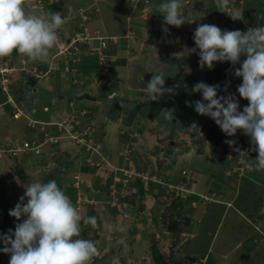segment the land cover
Segmentation results:
<instances>
[{
	"label": "rangeland",
	"instance_id": "rangeland-1",
	"mask_svg": "<svg viewBox=\"0 0 264 264\" xmlns=\"http://www.w3.org/2000/svg\"><path fill=\"white\" fill-rule=\"evenodd\" d=\"M209 1L211 4H214L212 0ZM240 1L241 0H228L229 6H227V14L225 16H219L220 13L218 11L214 10V13L212 12L213 9L206 11L203 9L204 7L201 6L200 0H194L192 6H194L195 11L200 10V12L189 15L184 28L179 29L174 26H168V32H164L162 30L161 26L164 16L162 13H159L158 10L157 15L159 16V22H157L156 17L155 20H152V23L149 22L151 21L149 18V21L147 22L150 25L147 26H145L144 23L135 27L131 25V32H133L134 36L133 41L136 44L139 42L138 46L140 47L137 48L136 46V59H133V61L136 63L135 70L137 73L131 77L129 82H124V75H120L118 74V71H116L115 77L111 75L113 78H111L112 82H110V90H112V92L115 91L116 96L113 99L101 98V100L98 102L101 108L104 106L103 102L112 100L110 109L114 114V119H109V121L113 120V127H116L111 131V135L103 138H100L96 131L92 132L93 138H100L102 140L104 156H107L109 151L115 149L118 142L123 147L125 142L130 141L131 144L129 143L130 145H128V147L133 150L132 157L134 158V163H136L137 166L139 165L140 167H143L142 165L147 164L146 160L152 157L156 158V162H152L153 167H159V171L163 175L168 173L170 170H175L176 176L179 177L182 168H188V171L185 175L186 177H188L193 170H195V174H198V178L200 179L206 178L209 180V176H215V171H218V169L212 162V156L210 155L211 144L209 143V139L207 137V130L209 128L207 124H215V122H213L210 117H208L209 122L205 120L207 118H200L202 115H199L194 110V106H189V104L194 105L196 101L202 100V95L200 93L193 92L192 89L195 84L203 81V76L207 71H209V69L206 67L202 69L200 67L198 54L186 53L185 46L188 48L192 47H189L183 40L186 39L185 37L187 35V31L193 26L197 27L199 24H215L224 30L221 25L225 26L223 22L226 23L228 20L233 19L232 17H234L235 12L234 6H238ZM159 2L160 0H157V3ZM132 4V1H128V4L117 1L116 4L113 5L112 9H115L116 7L118 9L119 6H123V8H125L126 5ZM183 5L191 4H185L183 2ZM138 6L139 8L143 6V2H141ZM145 6L146 7L143 8L141 7L142 9H137V13H135V15L132 16L133 19L130 20H135L136 22H145V20H148L146 19V13L150 5L147 3ZM254 6L255 8H260V5L254 4ZM244 9L250 13V19L254 20L253 24H256L253 28L264 26V19H262L264 17L262 14L263 12L257 10L260 12V18L255 19L258 17L254 16L257 11L255 12V9L252 6H246ZM263 9L264 5L262 6V10ZM126 11L127 8L122 11H117V16L121 18L123 13ZM219 11L222 10L219 9ZM78 13L80 14L81 18L85 16L81 10H79ZM72 15L73 20L74 17H78L76 13ZM218 16L219 19H217ZM214 17L216 18L215 20ZM84 20L86 21V17ZM151 25H154L153 28ZM95 27L101 28V25L95 22ZM86 28L88 30L87 26ZM105 29L112 31L116 29V26L114 24H106V26L100 30L101 33L99 35L103 36V31ZM241 31L244 32L242 28ZM58 46L60 49L59 53H62V59L65 57L64 55H68L70 51L69 48L62 44ZM106 50L110 52L112 50V45L110 44ZM75 57L76 54L71 53V60H69V63L71 61V65L74 67V69L78 70L76 67L77 65L74 63V60L76 61ZM17 59L18 57L11 56V60H15L16 64L21 62L16 61ZM244 59L245 57H241V61ZM26 60L28 61V58H26ZM2 61L3 60L0 58V65L2 64ZM52 61L55 60H53V57L50 56V60L47 62L49 65L48 68L46 65L40 64L42 62L39 61H37L39 63L38 65H34L39 71L44 73L47 72L51 66H53ZM220 63H227L229 66L228 81L226 82H229V86L230 83L233 84L234 89L227 92L234 93L241 106L242 98L239 97L236 88L242 83V78H237L234 75L235 69L239 68L240 65L237 64L232 66L229 62ZM34 65L30 62L28 65L26 64V73L30 74L31 69H35ZM13 67L16 68L17 66L13 65ZM219 71L221 70L219 69ZM155 73L165 74V87H171L174 91L172 93H166L158 101H151L147 93V83L151 80ZM20 74L21 72H18V74L13 73L11 77L20 78ZM8 75L7 77L9 80L10 76ZM3 77H5V75L0 74V81ZM213 78H215V75H213ZM40 81L37 82L41 85ZM53 85L54 84L52 80H49L46 82V85H44V88L49 89L50 87L52 90ZM56 89H58V86ZM101 89L102 84H99L98 90L100 91ZM18 92L20 91H16L15 94L17 95ZM52 92L56 94V92L52 90L49 92V95ZM219 93L226 94L224 91ZM23 96L25 95L21 96L23 102H25V100L27 101V98ZM15 99L17 104H19L16 96ZM59 100H61V98H59ZM79 100L82 99L80 98ZM51 101L52 100L50 97L48 103ZM65 102L66 101H61V103H63L65 106L64 108L69 110L70 107L65 105ZM29 108L30 107H27V110H29ZM167 111H171L172 114L169 113L166 117L165 113ZM101 115H103L102 112L98 115H93V118L89 122L90 127L94 126L95 123H100L99 117ZM188 115L191 116L190 119L188 118ZM57 116H60V113ZM9 118L12 122L13 129L16 128L18 132L23 130V126L26 121L25 119H16L12 116V114H10ZM74 123V120L70 121V124L75 126ZM206 126L208 128H205ZM214 129L215 132H218V125L215 124ZM76 132L77 131L74 130V134H76ZM32 134L33 131L29 130V132L20 136V140H24L22 139L23 136L26 138H31ZM70 139V141L57 140V143L66 142L67 144L72 143V145L76 146V139ZM240 139L249 142L247 143L248 145H246L247 150L243 152L249 153L247 156V162L254 163L255 159L258 157V152L251 149L255 147V145L250 143L249 136L241 133L240 136L236 135L235 139L232 136H228L227 141L233 140L235 143L243 142L239 141ZM6 141L7 142L0 141V149L5 151H7V147L4 145L8 143L9 140ZM134 141L140 142L135 143ZM45 146L46 145H44V147ZM175 146L180 149V156L184 155L179 160L176 157H172L173 153L177 155V152H173L174 149L177 148ZM230 147L231 145L229 144V148ZM184 148H187V150L184 151ZM39 150L40 145L35 149V152H41V150ZM55 150L56 147L55 149L53 148V151ZM29 154L36 157L38 156L33 152H29ZM1 158L3 159L0 160V163L3 167L7 166L13 161L9 160L5 156ZM51 158L54 159L52 160L51 165L45 167V171L42 170L45 176L42 174V172H39L38 169L43 167H41V164H38L36 172L37 175L32 179L28 178L29 183H27L26 180L23 181L22 179L19 180L18 178H12L11 175H9V177L7 173L10 172L4 170L7 178L2 177L0 180V233H7L9 229L14 230L16 223L20 222L17 221L16 218L9 215V210L13 209L19 202L20 198L24 196L26 191L25 187L29 186L35 181L47 182V180L49 181L54 179L58 186L70 198L71 202L78 209L82 217H88L91 216L93 212H98L102 222H105L109 219H111L112 222L114 219L113 221L115 224H117V226L115 224H111V227H109V225L105 226L103 229L99 228L98 226L92 227L90 225H82L83 230L81 235L84 238L89 239L92 234H94V236H97V234L102 236H100L101 239H99L98 243V253L93 258L92 264H152L150 248L153 243H151L149 237H147L146 231L141 232L143 234L142 241L135 239L132 233H127L124 236L125 244L117 243L121 237L120 229L124 228L125 231L122 234L126 233V227L130 225V221L120 224L118 216H107V210L114 212L113 207L109 210V207L104 205L105 202L109 201L111 198L108 197V195H113L109 193L111 189L108 188L106 190V192H108L107 196L104 195V193L101 194L100 192L92 195V191L89 192L88 190L89 186L78 185V187H76L74 184V174L78 175L80 173V175L84 177V179H82L86 180L97 175L96 171H99V169L96 167L88 168L87 162H89V160L85 159L84 157L76 158L74 155L69 156V163L66 162L67 160L65 161V159L67 158L61 157L60 149L57 151V153H53ZM163 158L167 159V165L162 163ZM115 160L117 161V165H119L120 157L118 156ZM108 163L111 162L109 161ZM235 163L230 166L233 169L229 168V170H232L234 174L241 173L242 178L240 179L235 177V180L232 181L233 191L227 192L228 200H232L234 204L233 208L227 209L224 215H222L223 210L221 207H219L217 209L218 217L216 220L211 214V211H213L211 210L213 206L207 209V211L210 212L209 215H203L199 211H196L193 214L190 213V210H188V217L186 220L188 222V231L194 232V236H187L185 239L181 238V225H179L177 228L174 222L176 219L173 221L172 217H170V220H168L169 225L166 231L169 232V230L177 229V233L175 234H177L179 240H182L178 244L179 248H176V253H168L170 250L169 245L171 244V241L169 239H165L164 236L159 233V229L157 230V233L154 232L155 239H157V241L160 240L159 243H163L164 245V253L169 254V256L171 255V259L174 261L173 263L168 264H178L182 262L183 264H264V229L262 228L264 227V171L257 172L254 170H249L245 164L243 165L241 163V159ZM128 165L130 164L128 163ZM175 165L178 166L175 168ZM78 167H80V171L78 170ZM161 167H163L162 171L160 170ZM113 171L116 170L113 169ZM109 181H111V178H108V182ZM112 182L113 178L108 184H111ZM229 182L231 183V180ZM83 187H86L87 189L85 192ZM176 187L177 189L172 191L174 193L170 196L169 201V207L174 217V214L176 213L175 209L177 208H174L175 206L173 205L182 204L183 201L176 199L174 195L184 191L182 190L177 193L178 190L183 189V186L181 188L180 186L176 185ZM116 190L117 188H115V191ZM198 190H200V188ZM79 194H83L85 199L81 200V196ZM179 195H186V193ZM75 200H80V202H78L76 205ZM173 200H175L176 203H172ZM24 202L26 203L27 199H25ZM114 202H117V200ZM186 203L187 202H184V204ZM236 207L241 209L244 219L241 220L240 217L235 214L233 210H235L234 208ZM195 210L197 209L195 208ZM177 211L179 212V210ZM165 213H167V210H165ZM245 214H247V216H245ZM119 215H121V212ZM124 215L127 214L123 212V216ZM219 216L221 218V222L218 227L216 222L218 221ZM199 217L202 221L197 223L195 218ZM257 224L259 225L260 230H263L261 231L262 233L256 232V230H259L256 227ZM158 227L160 228V226ZM232 232L233 235H231ZM2 246L3 245L0 244V247ZM180 259H182V261H179ZM9 260V254L0 253V264H9Z\"/></svg>",
	"mask_w": 264,
	"mask_h": 264
},
{
	"label": "clouds",
	"instance_id": "clouds-1",
	"mask_svg": "<svg viewBox=\"0 0 264 264\" xmlns=\"http://www.w3.org/2000/svg\"><path fill=\"white\" fill-rule=\"evenodd\" d=\"M37 1L32 8H38L41 12L46 10L43 7V1L39 0L40 4ZM212 1L218 11L222 10L220 11L222 12L221 16H225L227 6H229L228 0ZM183 2L189 4L193 1L160 0L157 7L159 13L164 16L162 22L164 32L169 31L168 26L179 28L187 21L183 14ZM203 3H205L204 7L211 4L209 0ZM203 3L200 2L201 5ZM246 6H252L255 9L254 0L250 5L245 0H241L238 6H234V17L231 16L233 19L228 20L231 23L223 22L225 26L230 25L229 29L232 30H226L223 25L221 26L224 30L215 24H199L192 37L195 47L185 46V50L188 54H198L199 65L202 69L206 67L212 70L216 62H229L232 66L239 64L240 67L235 69L234 75L237 78H242V83L236 91L240 98L249 102L248 105L241 110L239 100L234 93L227 92V88L221 89L219 84L209 85L201 81L194 85L192 91L200 93L202 100L196 101L194 105L189 104V106H194V110L199 115L210 117L229 137L234 136L238 130L249 136L250 143L255 145L251 149L258 152V157L254 163L243 160L241 163L245 164L249 170L260 172L264 171V26L253 28L256 24H253L254 20L250 19V13L244 9ZM27 8L26 0H0V58L9 57L15 51L25 55L29 60L48 62L51 50L57 44L59 30L67 23V20L59 12L37 15L29 13ZM257 10L259 9H255V12ZM259 15L260 12L257 11L254 16L258 17L255 19H259ZM85 17L86 15L82 19ZM129 20L130 17L127 22ZM241 28L244 32L241 31ZM122 36L134 40L133 32L128 26ZM100 39V36L90 35L89 41L94 47L99 48V45H96V40ZM107 39L108 42L104 47L107 54H102L101 50L98 51V65H100L98 80L101 83L107 82L109 68L116 60V56L114 57L106 49L111 43L118 41V36H107ZM52 57H55L54 54ZM241 57H245V59L241 61ZM26 64H29L28 61L24 64V70H26ZM19 66H22L20 62L17 67ZM35 68L40 74L39 77H36L30 73L35 79L48 77L52 73L51 68L44 73L39 71L36 66ZM165 83V74L155 73L152 76L147 83V93L151 101H158L166 93L174 91L171 87H165ZM221 91L226 94L219 95L218 93ZM115 96L116 92L113 91L109 99H113ZM9 101L12 102V98ZM86 112L89 111L84 110L82 115ZM14 113H19V110L15 109ZM169 113L171 111H167L165 116L167 117ZM62 118H58L57 126L64 128V131H69L72 139H75L73 135L81 136L84 132H89L93 148L76 142L77 145L85 146L88 151L98 154L97 160L91 157L86 158L89 160L87 164L90 167H96L102 173L110 170L112 173L113 169L120 171L125 176L123 182L126 184L128 177L134 175L133 169L110 167L108 156L101 154L102 143L93 140L92 132L95 131V128L85 126L82 130H76L77 132L74 134L72 129L75 126L70 124V121L77 122L80 118L76 117L74 112H71L66 118ZM43 138L44 141H51V143H57V140H60V136L57 135H44ZM227 143L233 145L235 141L229 140ZM26 151L35 152V150ZM241 153L246 154V152ZM248 155L249 153H247ZM74 175L76 187L82 185L84 180L78 175ZM118 180L121 181L119 175L113 177V182L110 185L111 191L116 192ZM25 188L24 196L20 198L13 209L9 210V215L20 222L16 223L14 230L9 229L7 233H0V244L3 245L0 247V253L10 255L9 264H92L93 258L98 253L97 242L84 238L81 232L82 225L96 227L97 218L95 216L82 217L54 179L47 182L35 181ZM169 188L171 191L177 189L174 186ZM79 195L81 200L85 199L83 194ZM129 197L132 200L131 196ZM25 199H27L26 203ZM75 202L77 205L80 200H75ZM112 207H117L118 212H121L122 206L115 204ZM125 207L126 205H124ZM120 231L123 233L125 229L121 228ZM259 233L262 232L259 231ZM117 243L125 244V241L121 238Z\"/></svg>",
	"mask_w": 264,
	"mask_h": 264
},
{
	"label": "crops",
	"instance_id": "crops-1",
	"mask_svg": "<svg viewBox=\"0 0 264 264\" xmlns=\"http://www.w3.org/2000/svg\"><path fill=\"white\" fill-rule=\"evenodd\" d=\"M35 1L36 0L26 1L28 4V8H27L28 11L31 10L29 5L35 3ZM117 1H120V3L125 2L127 4L128 1L133 2L132 5L125 6V8H127V11L123 13L121 18L117 16V11H122L125 8H123V6H119L118 9L117 7L115 9H112L113 5H115ZM192 1L194 2V0ZM200 1L205 2L206 0H200ZM141 2H143V6H141L142 8L146 7L145 5L147 3L150 5L149 7L147 6L148 9L146 13L147 15L146 19L148 20H145V22H141V21L136 22L135 20L133 21L130 20L128 21L130 23L129 24L127 22L128 18L130 17V19H133L132 16H134L135 13H137V9H142L141 7L139 8L138 6ZM193 2H191L190 4H193ZM159 3H157V0H66V5L63 4L61 5L62 10L57 11L61 14L62 17L66 18L67 20V23L62 27L61 30H59V32L63 35V37H67L69 36V34H71L73 28L76 27L77 23L80 21L81 18L80 14L78 13L80 7H89L85 11L86 19H87L85 22H87V26H89V29L91 30L92 33H97V35H99L101 33L100 30L103 29L106 26V24L107 25L114 24L116 26L115 30L109 31L105 29L103 31V36H105V34L106 36H115V35L118 36V41L111 43L112 50L109 52L116 56V60L111 64L112 66L110 68L109 74H107V86L109 85L108 87L111 88L110 87V82H112L111 78L116 76V71H118V74L124 75V82H129L131 77H133L137 73V71L135 70L136 63L133 61V59L135 58V54H136L135 51L137 50V48H140L138 46L139 42L136 44L133 40L124 38L122 36L123 33H120L121 29L122 28L124 29V27L126 28V26L132 29L131 25L135 27L142 25V23H144L145 26L150 25L147 22L149 21V18H151V21H149L151 23L152 20H155L156 17H157V22H159V16L157 15L158 13L157 6ZM189 6L191 5H183V14L186 20L188 19L189 15L194 14L195 12V10L194 11L190 10ZM46 8H47L46 10H42L43 12H41L40 10L39 11L35 10L32 14L43 15L48 12H56V11H51L50 9H48V7ZM75 13L78 15V17H74L73 20L72 14ZM95 22L99 23L101 25V28L95 27ZM151 26L153 28L154 25ZM185 26H186V22L182 26H180L179 29L184 28ZM55 52H56V46L51 50V56H53ZM11 56L18 57V59L16 60L18 62L22 58L25 59L27 58L25 55L19 54L15 51ZM95 60L96 58H94V55L91 56L87 62L88 67H86V69L83 68V71L77 65L76 67L81 72V75L79 77L77 76L76 78H74L73 81L70 80V76H75L77 74V70H75L74 67L72 66L74 70L71 69V71L66 72L64 69L65 60L61 59V57L60 59L58 58L57 60L52 61L53 66L50 67L52 69V74L48 77L47 76L40 77L39 79L36 78L35 79L36 83L32 86L30 85L26 86L25 84H23L25 76L21 77V74L23 72L26 73V71L22 70L20 66H19L20 68L18 67L14 68V70L8 75L10 77L8 80L9 85H8L7 94L6 92L0 89L1 90L0 91V141L7 142L6 140L20 139V136L24 135V133L29 132V130L33 131L31 138H26L23 136L22 139L28 140L29 142L33 141L40 145L41 152L39 153L34 152V154L38 155L37 156L38 158L34 155L33 157L32 155L30 157L23 155H20L18 157L19 160L24 163V171H26V174H29L27 178L32 179L37 175L36 168L38 164H41L42 165L41 167L44 168L47 167L48 165H51L52 160H54L51 157L53 156V153H57L59 149H60L61 157L67 158V161L69 159V156H73V155L76 158L84 157L86 159L88 157H91L92 159L97 160L98 154L94 151L92 152L88 151V149L85 146H81L77 144L75 146L72 145V143L67 144L66 142H61V143H51V142L49 143L48 141L44 142L43 140L44 135L60 136L61 141L71 140L70 132L64 131L63 130L64 128H60L57 126L58 118H62V117L66 118V116H68L71 112H74V115H76V117L80 119L77 121V123L76 122L74 123L75 127L72 130H82L83 128H85V126H90L89 122L93 118V115H98L102 112L103 115L99 117L100 123L99 124L95 123L93 126L98 136L100 138L109 136L111 135V131L116 128L113 127L114 121L113 120L109 121V119H114V114L110 109L112 100L103 102L104 106H102L101 108L98 104L101 98H105V97H102L103 85H102V89L100 91L98 90V86L101 83V81L99 82L98 80L100 65L98 64L94 66L90 65L91 63L95 64ZM31 61L32 60L28 59V62L30 63L35 62L34 64L36 65L39 64L37 61H32V62ZM10 64L15 66L19 65V63L16 64L15 60H11ZM40 64L46 65L47 68L49 67L47 62ZM18 72H21L20 78L11 77L13 73L18 74ZM49 80H52L54 84L52 90H54L56 94L52 92L49 95V92L52 91L51 88L50 87L49 89L44 88V85H46V82H48ZM37 81H40L41 85ZM57 86L58 89H56ZM18 90L20 92H18V94L16 95L15 93ZM22 95H25L23 97L27 98V101L25 100V102H23V100L21 99ZM15 96L17 97V101L19 104H17ZM8 97L12 98V102L9 101L10 98ZM50 97L52 101L48 103ZM106 97L109 98V95H106ZM59 98H61V100H59ZM80 98L82 100H79ZM61 101H66L65 105L70 107L69 110L64 108L65 106L63 105V103H61ZM27 107H30L29 110H27ZM15 109L19 110V113H14ZM84 110H88L89 112H86L82 115V112ZM59 113L60 116H57ZM10 114H12V116L16 119L22 118L26 120L25 124L23 123L24 124L23 130L18 132L16 128L15 129L12 128L13 125L9 118ZM100 138L99 139L93 138V140L100 141L102 143V140ZM134 142L137 143L140 141H134ZM129 143L131 144L130 141L125 142L122 147L121 144L118 142L116 148L109 151L107 155L111 162L109 164L110 167L115 166L119 169L121 167L127 169L130 168L133 169L134 175L130 178L128 177V181L126 182V184H124L123 182L124 181L123 178L125 176L120 171H112L111 173V170L106 171V173L96 171L97 175L84 180L82 184L89 186L88 190L89 192L92 191V195H94L97 192H100L101 194L104 193V195L107 196L108 192H106V190L110 188V185L112 184V183L111 184L108 183L111 182L112 178L115 176L119 175L121 177V181L118 180V183L116 184V188H117L116 192L110 191L109 193L113 195L112 196L108 195V197L111 198L109 199V201H106L104 204L109 207V210L115 204L117 206L126 205L125 208H128L127 209L128 211L126 212L127 215L118 216L120 224L126 221H130V225L126 227L127 228L126 233L124 234H122V232L120 233L121 235L120 239L121 238L124 239L125 234L132 233L135 239L142 241L143 234L141 232L146 231L147 237H149L151 243L157 242L155 239H154L155 241L151 239L152 235H154V232L157 233L158 229L160 230L158 226L159 223L161 225L162 221H166V224L169 225L168 220H170V217H172L173 221L174 219H176L175 221L182 220V218L185 219L188 217V210H190L191 211L190 213L193 214L196 211H199L203 215L205 214L209 215L210 212H208L207 209L213 206L211 209L213 210L211 211V214L213 218L216 220V218L218 217L217 209L219 207H221L223 210L222 215H224L227 209L233 208L234 204L232 200H228L227 192L233 191L232 181L235 180V177L241 179L242 175L240 173L234 174L232 170H229V168H231L230 166L233 165L235 162H238L239 159H241V161L242 160L247 161L248 159L247 153L246 154L244 153L243 155L241 152H243L244 149L247 150L246 145H248L247 143L249 142L247 141H243L241 143L236 142L235 144L231 145V147L228 148V150H226L225 155H222L220 153L216 154L215 152H213V148L210 145V150H211L210 155L212 156L211 157L212 162L216 165L218 171H215V176L212 175L209 176V180H207L206 178L204 179L198 178V174H195V170H193L192 173H190L189 176L186 177L185 175L186 172L188 171V168H182L179 177L176 176L175 170H170L168 173H165V175H163L159 171V167L156 168L153 167L152 162H156V158H152V157L146 160L147 163L146 166L145 165H142L143 167H140L139 165L137 166L136 163H134V158L132 157L133 150H131L128 147V145H130ZM44 145L46 146L44 147ZM55 147L56 150L53 151V148L55 149ZM186 150L187 148H184V151ZM173 152H177V155L173 153L172 157H176L178 160L184 156V155L180 156L181 152L178 147L175 148ZM101 154L104 155L103 148ZM118 156L120 157L119 165H117V161L115 160ZM26 158L30 160L29 163H27ZM128 163L130 165H128ZM162 163L165 165L167 163V159L163 158ZM87 166L88 168H93L90 167L88 164ZM177 166L178 165H175L174 167L176 168ZM38 170L39 172H43L42 168ZM78 170L80 171V167H78ZM160 170L162 171L163 167H161ZM78 175L80 178L84 179V177H82L80 173ZM27 178L26 181L27 183H29V179ZM108 178H111V181L108 182ZM230 180L231 183L229 182ZM176 185L181 186V188L183 186V189L178 190L177 193L184 190L179 194L186 193V195H182V196L179 194L174 195L176 199L183 200L182 204L173 205L175 206L174 208H177L175 209L176 213L174 214L175 215L174 217L169 207L170 196L173 195L174 192H172L169 187H173V186L176 187ZM83 188L85 192L87 189L86 187ZM199 188L200 190H198ZM129 196H131L133 202L132 200H130ZM117 199L120 201V203L114 202ZM130 202H132L131 204L132 207H130L131 209L127 205V203ZM184 202L187 203L184 204ZM172 203H176V201L173 200ZM195 208L197 210H195ZM113 209L115 212L116 209L115 208ZM234 209L235 210L233 211L235 212V214L238 217H240L241 220L244 219L241 209L237 207ZM165 210H167V213H165ZM177 210H179V212ZM108 212L114 213L110 211ZM245 216H247V214H245ZM195 219L197 223L202 221L200 217ZM220 222H221V218L219 216V219L216 222L218 227ZM113 224H115L114 221ZM115 225L117 226V224ZM256 227L259 229L256 230L257 233H259V231H263L260 230L258 224L256 225ZM262 228L264 229V227ZM163 233H164L163 234L164 238L169 239L171 241L169 247H171L173 244L175 246L174 242L177 241L172 239L173 235L167 231H163ZM193 233L194 232L192 231L181 233V238L185 239L187 236L192 237L194 236ZM231 235H233V232L231 233ZM158 245L159 247H162L164 249L163 243H159Z\"/></svg>",
	"mask_w": 264,
	"mask_h": 264
},
{
	"label": "trees",
	"instance_id": "trees-1",
	"mask_svg": "<svg viewBox=\"0 0 264 264\" xmlns=\"http://www.w3.org/2000/svg\"><path fill=\"white\" fill-rule=\"evenodd\" d=\"M42 1H43V7H44V9H47L46 7H48V9H50L51 11H56V12L62 10V6H61L62 4L63 5H66V0H52V2H50L49 0H42ZM245 1L249 5L252 2V0H245ZM33 4L29 5L30 8H31V10H30L31 12L30 11H28V12H30L31 14L35 10L36 11H39L40 10L38 8H32ZM203 4H205V3H203ZM254 4L260 5V8H255V9H259L261 12H263L262 14L264 15V9L262 10V6L264 5V0H254ZM92 6H90V7H92ZM201 6L204 7L203 5H201ZM37 7H38V5H37ZM189 7H190V10L194 11V6H192V4ZM88 8L89 7H80L79 9L83 11L84 15H86L85 14V11ZM203 9L206 10V11L207 10H210V9H213L212 10L213 13H214V10L218 11V9L216 8V6L214 4L212 6H211V4H209V5H207V7H204ZM197 12H200V10H196L194 13H197ZM218 12L220 13L219 16L222 15V12H220V11H218ZM191 15H193V14H191ZM219 16H218L217 19H219ZM215 19L216 18L214 17V20ZM208 22H210V21H208ZM228 22L231 23L230 21H228ZM239 25H240V23H239ZM86 26H87V22H85L84 19H81L80 18V21L77 23L76 27L73 28V30H72L71 34H69V36L63 37V35L59 32L58 33V41H57V44H56V52L59 49V46L58 45H60V44H62L64 46L68 45L71 42L72 38H74L77 33H84L85 34L84 28H86ZM87 27H88V30L89 31L87 30V28H86V31H87V34H88L89 37H90V35L91 36L92 35L100 36L101 39L100 40H96V45H99V48L100 49L98 47H94L90 43V41L88 43H84L83 41H81V42H77V43L71 45L69 47V51L70 52L68 53V55H64L65 57L62 58V59L65 60L64 69H65L66 72L67 71H71V69L74 70L73 67H72V65L70 67L71 61L69 63V60H71L70 59L71 53H75L76 54V57H75L76 61L74 60V63L76 65H78V67H80L82 69V71H83V68L86 69V67H88V63H87L88 62V59L91 56H93V55H94V58H96L95 64L91 63L90 65L94 66V65H97L98 64V57H99L98 51L101 50V53L102 54H107L106 51H104L105 48L101 46V43L102 42H105V43L108 42L107 36H101V35H97V33H92L91 30L89 29V26H87ZM229 27H230V25H226V30H232V29H229ZM196 28H197L196 26L191 27L188 30V33H187V35L185 37L186 39L183 40V41H185V43L189 47H195L194 40L192 39V37H193L194 31H195ZM126 29H127V26H126V28L124 27V29L122 28L121 31H120V33H123L122 35H124V32H125ZM74 48H76L77 52H76V50ZM93 48H98V49H93ZM61 54H59L57 56L55 55V57L53 58V60H57L58 57L60 59V57L62 56ZM79 57H80V59H79ZM114 57H115V55H114ZM32 63L34 64L35 62H32ZM219 69L221 71H219ZM228 73H229V66L227 65V63L224 64V63L216 62L215 67L212 70H209V71H207L205 73V75L203 76V81L205 83L209 84V85L219 84L221 86V89L227 88V91H229V90L234 89V86L231 83H230V86H229L228 85L229 82H226V81H228ZM211 74L215 75V78H213V75H211ZM80 75H81V72L79 70H77V74L75 76H70V80L73 81L74 78H76L77 76L79 77ZM22 76H25V79L23 81V84H25L26 86H28V85L32 86V85H34L36 83L35 78L33 76H30V74L23 72L21 74V77ZM102 85H103V94H102V97L107 98L106 95H109V93L111 92V90L107 86V82H103ZM236 90H237V88H236ZM219 95H224V94H220L219 93ZM248 103L249 102L246 99H243L242 98L241 110L243 109L244 106H247ZM188 118L190 119L191 116L188 115ZM200 118H203V119L207 118L205 120H207V121L209 120L208 119V116H202ZM207 126L205 127V128H208V130H207V137L209 139V143L211 144V146L213 148V152H215L216 154H219L220 153L222 155H225L226 154V150H228V148H229L228 143L226 142L227 139H228V136L219 128V126H218V132H215V129H214L215 124L210 123V125H209V123H208ZM241 133H243V132L238 131L232 137L235 139L236 135L237 136H240ZM239 141H241V139ZM4 146L7 147V149H10L11 148L9 142L6 143ZM20 155L28 156V157L31 156L29 154V151L28 152L27 151H23V152H21V151H5L3 153V156L2 157L5 156L9 160H13V161L10 164H8L7 166H5V167H3L2 164L0 163V166H1L0 167L1 168L0 169V172H2L4 170H7V171L10 172V173H7L8 176L11 175L12 178H18L19 180L22 179L23 181H25L26 178L29 176V174H26V171H24V163L22 161H20L19 158H18ZM32 157H33V155H32ZM2 159L3 158L0 157V160H2ZM26 159H27V163H29L30 160L28 158H26ZM66 160L67 159H65V161ZM66 162H68V161H66ZM42 169L45 171L46 168L43 167ZM60 169H61V167H60ZM36 170H37V168H36ZM42 174L45 176V174L43 172H42ZM7 175H6L5 171L2 172V173H0V180H1L2 177L3 178H7ZM132 202L128 203L129 208L132 207L131 206ZM117 203H120V201L118 199H117ZM113 208L116 209L115 212L114 213H109L107 211V216H109V215H111V216H114V215L115 216H123L122 213L123 212L126 213L128 211L127 210L128 208H125L124 209V206H122V209H121V212L122 213H121V215H119L120 212H118V208L117 207H113ZM91 216H95L97 218V225L96 226H98L101 229L105 228V226H108V225H109V227H111V224H113V220L114 219L112 220V222L110 221V219L107 220V221H105V222H102V219L99 217L98 212H93V214ZM186 220H187V218H185V219L182 218V220L174 221L175 224H176V226H177V228L179 227V225H181V229H182L181 233L188 232V222ZM159 226H160L159 233H161L163 235L164 234L163 231H166L167 230L168 225L166 224V221H162L161 225H159ZM169 233L173 235L172 236V239L177 241V242H174L176 248H179L178 244L181 241L179 240V237H177V234H175V233H177V229L169 230ZM100 236H101L100 234H97V236H94V234H92L90 236V238H89L90 240H93V241H96L97 242V245H96L97 248H98L99 239H101ZM151 239L154 240L155 239V236L152 235ZM155 240L157 241V239H155ZM158 244H159V241L153 242V244L151 245V248H150V250H151L150 256L152 258V264H168V263H173L174 261L171 259V255L169 256V254H165L164 253V249L162 247H159ZM175 246L173 244L171 247H169L170 251H168V253H170V254L172 252L173 253H176ZM179 261H182V259H180ZM178 264H183V262L182 263H178Z\"/></svg>",
	"mask_w": 264,
	"mask_h": 264
},
{
	"label": "built area",
	"instance_id": "built-area-1",
	"mask_svg": "<svg viewBox=\"0 0 264 264\" xmlns=\"http://www.w3.org/2000/svg\"><path fill=\"white\" fill-rule=\"evenodd\" d=\"M37 2H38V4H40L39 0ZM84 30H85V34L84 33H77L75 35V37L72 38L71 42L68 45H66V47L69 48L71 45H73L77 42H81V41H83L84 43H88L90 40V37L87 34L86 28H84ZM106 44L107 43L102 42L101 46L105 47ZM74 49H76V48H74ZM59 51H60V49L58 50V52L55 55L61 54V53H59ZM1 60H3V61H2V64L0 65V74L5 75V77H3L1 79L0 86H1V89L4 92H6L8 90L7 75L14 70V67H13V65L10 64L11 56L1 58ZM20 61H21L20 64L22 65L21 68H23L26 60L22 58V59H20ZM31 73L36 77L40 76V74L36 70V68L35 69L32 68ZM8 98H10V97H8ZM73 137L76 139L77 143L85 144L88 148H93V143H92V141H90L89 132H87V133L84 132L81 136L73 135ZM16 140H19V139L9 140V144H10L11 148L7 149V151H21V152H23L26 150H35L39 146V144H36L34 142L30 143L27 140H19V141H16ZM4 152H5V150L0 149V157L3 156Z\"/></svg>",
	"mask_w": 264,
	"mask_h": 264
},
{
	"label": "bare ground",
	"instance_id": "bare-ground-1",
	"mask_svg": "<svg viewBox=\"0 0 264 264\" xmlns=\"http://www.w3.org/2000/svg\"><path fill=\"white\" fill-rule=\"evenodd\" d=\"M22 70H24V68H21ZM26 71V70H25ZM8 78V77H7ZM51 141H49V143H50Z\"/></svg>",
	"mask_w": 264,
	"mask_h": 264
}]
</instances>
